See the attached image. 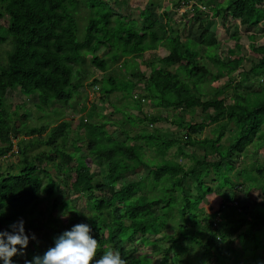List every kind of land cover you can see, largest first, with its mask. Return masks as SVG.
I'll use <instances>...</instances> for the list:
<instances>
[{"label": "trees", "instance_id": "16d2710c", "mask_svg": "<svg viewBox=\"0 0 264 264\" xmlns=\"http://www.w3.org/2000/svg\"><path fill=\"white\" fill-rule=\"evenodd\" d=\"M208 1L178 0L174 4L176 8L189 7L182 27L197 23L201 31L182 41L180 30L175 31L168 25L173 24L168 11H160L158 16L154 2L138 13L141 21L138 22L126 21L125 17V21H119L120 15L106 0H0V19L6 17V25L0 27V45H9L4 59H0V143L4 145L0 148V157L13 150L12 140H18L23 132L32 138L24 143L25 149L18 146L16 150L20 155L16 171L0 173V231L11 232V224L41 214L40 207L45 202H51L52 211L59 212L57 216L48 213L44 222L36 220L32 227L46 226L52 235L43 237L41 243L30 242L23 249L22 257L19 254L12 257V264H25L34 256H43L54 247L56 237L79 223L92 228L91 235L98 241L96 259L111 248L119 250L128 264H143L141 258L145 255L130 256L140 246L154 245L153 241L144 245V241L147 236L159 233L154 227L162 218H167L177 192L182 197L178 230L196 227L195 231L188 229L190 233L178 238L184 244L183 251H194L191 247L195 245L197 255L207 258L205 264L212 261L213 249L222 257L223 264H257L264 257V166L254 168L255 177L250 171L241 174L243 184L238 186L244 196L248 198L250 192L256 191L260 197L253 200L251 209L246 203L240 204L232 191L231 195L220 192L223 188L235 190L228 175L235 169L234 157L243 155L253 144L264 149V144L260 145L264 140V36L256 44V36L247 35L248 50L256 59L247 70L243 68L246 58L239 42L241 28L257 29L263 22L264 0ZM81 5L88 9V17L84 35L79 39L77 14ZM116 15L119 18L113 19ZM214 18L219 19L225 31L233 28L232 44L225 58L217 54L216 33L206 24ZM136 22L137 29L129 26ZM235 22L238 24L232 27ZM159 47L165 48L166 55H153L149 58L151 62H144V54L155 52ZM202 47L204 51L200 50ZM211 47L215 51L209 55L207 49ZM102 48L107 52L99 57L97 53ZM138 60L147 66L148 74L138 69ZM87 61L102 74L118 63H121L119 70L132 61L136 64L129 72L131 79L122 76L123 88L118 87V79L109 75L92 79L90 84L109 85L105 90L99 87L103 104L112 94L123 93L125 88L129 90L124 96L137 103L131 108L136 113L122 115L131 128L139 126V131L118 127L116 132L123 139L115 138L114 132L106 129L113 123H90L89 119L80 118L78 129L73 130L75 138L69 151L67 141L72 129L67 121L50 129L46 138L40 135L47 125L39 129L18 128L12 123L4 104L8 91L18 90L29 98H36L39 111L54 103L71 109V99L82 95L78 92L82 83L77 78ZM207 62L213 64L215 72ZM238 70L239 81L234 82V73ZM222 78L226 82L219 87L217 82ZM206 84L211 87L207 89ZM136 88L140 91H135ZM145 100L165 111V115L145 113L142 110ZM111 107L113 112H122L112 103ZM91 108L95 112L96 105ZM196 109L201 121H185L184 115H193ZM96 116L104 118L103 114L96 113ZM159 123L175 126L176 132L157 128ZM212 125L211 137H202L204 130ZM225 133L230 137L222 151L220 143ZM34 143L47 146V151L28 155V148ZM184 148L200 149L202 154L188 155ZM171 149L175 152L168 158ZM148 154L159 159L156 165H151L154 161L146 158ZM180 158H187L191 164H181ZM44 160L55 170V176L47 171V166H41ZM91 163L100 167L99 173L91 172ZM142 167L148 168L146 176L122 182L124 176ZM211 171L215 187L204 182ZM58 173L65 179L61 180ZM42 176L46 177L45 181ZM60 185L67 196L74 193L77 201H83L87 215L75 209L72 200L60 198ZM211 194L220 196L222 202L217 212L204 216L198 210L199 205ZM233 233L237 235L239 248H230L232 256L228 258L223 244ZM139 238H142L140 243L134 245ZM168 238L175 248L176 236ZM255 238V244H246V240L254 242ZM126 244H132L133 249H126ZM171 246L163 250L160 264H169L174 258L169 253ZM181 262L179 259L176 264Z\"/></svg>", "mask_w": 264, "mask_h": 264}, {"label": "rangeland", "instance_id": "374dc122", "mask_svg": "<svg viewBox=\"0 0 264 264\" xmlns=\"http://www.w3.org/2000/svg\"><path fill=\"white\" fill-rule=\"evenodd\" d=\"M111 9L115 11L116 14L120 15V18L116 15L114 16L113 19L119 18V21H125L123 17H125L126 21L129 20H137L138 22H141L138 18V13L144 9L145 7H147L149 2H154L155 4L157 3V7L154 8V11L157 12V15H160V11H168L169 16L172 17V22L176 23H180V26L182 27V24L184 25V20H186V17L184 18V16L186 15V11L188 10L189 7H185V5H181V7L178 8V12L176 11V7H174V4L178 1V0H106ZM206 3L208 0H204ZM226 0H224L225 2ZM209 2V1H208ZM191 3V1L189 2V4ZM175 11V12H174ZM208 15H210V13L208 11H206ZM173 14L175 15L173 17ZM87 17H88V9H86L83 5L80 6V9L78 11L77 14V18H78V23H79V39H82L84 32H85V25L87 23ZM191 17V16H190ZM184 18V19H183ZM208 20V19H207ZM164 21V20H163ZM182 22V23H181ZM195 21H193L194 24ZM206 24L208 25V28L213 29V31H215L216 33V37L217 40L219 42V48L217 50V54L220 56V58H225L226 54H227V50L229 47H231V38L230 35L233 33V28H229V31H225L224 29H222V27L219 24V19L214 18V19H209V21L206 22ZM238 22H235V24H232V27L234 25H237ZM3 25H6V17H3L0 19V27H2ZM137 25H139L137 22L132 24L130 23L129 26H132L137 29ZM169 27L171 26L175 31L176 30H180L181 27L180 26H174L173 24L171 25L170 23L168 24ZM128 25L125 26V29ZM174 26V27H173ZM186 26V25H185ZM185 26L182 27L181 30V36H182V40L185 39L186 37H190L192 35H199V28L197 27V23L195 25H191V27H186ZM1 33V32H0ZM241 36H240V43L242 45V49H241V53L245 56L246 60L245 62H243V68L245 70L250 68L251 63H254L256 61L255 59V55L253 53H251L248 50V46L250 44V42L247 40V35L250 34H254L256 36V44H260L262 41V38L264 36V20L263 22L260 24V26L255 29V28H241L240 30ZM9 50V45L6 44H2L0 45V59H4L7 51ZM200 50L204 51V48H200ZM208 50L209 55H212L215 51L214 47H211ZM201 51V53H202ZM107 51L105 49H100L97 53V55L99 57H102ZM153 55L156 56H164L166 55V53L164 51H160L159 55H157L155 52H147L144 54V62H151L152 60H149V58H151ZM201 55V54H200ZM141 60H138L136 63L138 64V69L144 73H149V70L147 68V66H145L144 64H140ZM204 62V61H203ZM134 65H133V64ZM132 63H130L129 65L123 67L122 66V70H119V66L121 63L115 64L113 65V68L108 71V73L106 74H102L100 73V71L96 70L90 63L89 61H87L85 63V65L80 69V75L77 78V81L81 82L82 84L78 87V92L81 93V96H74V98H72L71 100V109L67 106V105H61V104H57L54 103L52 105H50L49 107H47L45 110L39 111L36 108V104L37 99L32 97L29 98L28 96H25L23 94L20 93V91L18 90H11L8 91L6 94V98H5V108L7 110V113L10 115L12 123L18 127V128H25V127H29V128H40L43 125H47V129L40 135L41 138H46V134H48L49 130L56 127L59 123L63 122V121H67L70 123V128L72 130H69V138L67 141V147L69 151H72V148H70L69 146L71 145L72 140L75 138V131L76 129H78V122L80 118H87L89 119L90 123L93 122H98V124H100L102 121H106V122H111L113 123V126L110 124L106 127V129L109 132H114L113 135L115 138H121L123 139V137L121 136L120 133L116 132V129L118 127L122 128L123 130H134L139 131L141 128H139V126L136 127H132L130 126V124L128 122H126L125 118L123 117L122 113H124V115H126L128 112V114L126 116H129L130 114H135L136 111L132 110L131 108L133 106V104H137L134 103L132 101L131 98H126L124 96V92L126 91L127 93H129V90H125L122 92H118V93H114L112 94L107 103L103 104L101 103L100 100V93H99V87H101L102 90H105L109 87V85L105 82H103L101 84V86H99V84L97 85H91L90 83L92 82V79H102L103 77H107V75L114 77L116 79H118L119 83H118V87L119 88H123L124 82H123V77H125L126 79H131L129 77V72L136 67V64L132 61ZM208 67L212 70V72H215L216 69L213 67V64H210L209 62H207ZM240 72V70L236 71L234 73V82H238L239 81V77H237V73ZM128 73V74H127ZM123 76V77H122ZM226 82V78H222L221 80H219L217 82V86L222 87ZM205 87L207 89H209L210 86H208L207 84L205 85ZM135 91H140L139 88H136ZM111 103L115 106V108H117L119 111L122 110V112H113V108L111 107ZM92 105H96V110L95 112L90 111V109H92ZM81 107L84 108L81 111ZM130 107V108H128ZM137 108V107H136ZM133 109V108H132ZM75 110V112H74ZM142 110L145 113H149V114H158L160 113L161 116L165 115V111L163 112L162 109H159L158 107H155L154 105H151L150 102H148L147 100H145V102L143 103V107ZM90 111V112H89ZM89 112V113H88ZM96 113L98 114H103L104 118L103 120L100 119L99 117L96 116ZM175 113V112H174ZM177 116L179 115V113H175ZM172 115V114H170ZM131 116V115H130ZM201 114L199 112V109H196V111L194 112V114H185L184 115V120L185 121H196V122H200L201 121ZM94 118V121H93ZM209 126L207 127L203 134L202 137H211V130H213V127ZM156 127H160L161 130L163 131H170V132H176V127L171 125V124H157ZM149 130H152L153 128H149ZM75 130V131H73ZM83 134V133H82ZM38 136V135H37ZM36 136V137H37ZM35 137V138H36ZM230 137V134L225 133L224 138L221 141V148L222 151H224L226 149V146L228 145V138ZM32 140L31 136H27L24 134V132L22 134H20L18 136V140L13 139L12 143L14 144L13 146V150L9 153L6 154L5 157H0V173H5L6 171H16V167L18 165V161L20 159V155L16 154V150L19 146V148L21 149H25V144L27 143V141ZM25 143V144H24ZM81 143V142H80ZM256 144V143H255ZM264 144V140L260 143V145ZM4 145L0 143V148H2ZM41 151H47V146L45 145H38L36 143L33 144L32 147L28 148V155H35ZM175 152V149H171L168 152V158H170L171 155H173ZM184 152L186 154H191L194 153L195 156H201L202 151L199 149H190V148H184ZM151 153V152H149ZM84 155H87V153L83 152ZM149 161L153 160L154 162L151 163V165H156L155 162H158L159 159H157L156 157H154L152 154H148L146 157ZM209 160H213V158H210ZM181 164H184L185 166H189L191 163L187 158H180L178 160ZM234 168L230 173H228L229 178H230V183H233L235 186V190H229L228 188H223L222 190H220V192H224L227 195H231V193H229L230 191H232V193L235 194V199H237V201L240 204H244L247 205V207L249 209H251L253 207V200H255L256 198L260 199L259 196H257V192L256 191H252L249 193L248 198L244 196L243 191H241V186H238L240 184H243V180L241 177V174H243V172H248L250 171L251 175H253V177H255V173L253 172L254 168L258 167V166H264V149H260L257 148V146L251 145L249 146L246 151L243 153V155L241 156H236L234 157ZM48 164L50 165V163H47L45 160L42 162V167L47 166V171L52 175L55 176L56 172L55 170L51 167L48 166ZM90 169L91 172H95V173H99V166L96 163H91L90 165ZM226 170V168H225ZM241 170V171H240ZM148 172V168L146 167H142L139 170L136 171V173H130L126 176L123 177L122 182H133V181H137L140 178H142L143 176H146ZM229 172V171H228ZM242 172V173H241ZM237 173L239 175H237ZM212 171L211 173L208 175V178L204 179L205 184L207 185H211L213 187L216 186L215 184V180H214V176H212ZM59 177L61 178V180L65 179L64 176L62 174H59ZM43 180L45 181L46 177L42 176ZM192 179H189V182H191ZM220 181L222 182V179H220ZM162 184H164V180H162ZM188 182V183H189ZM193 183V182H192ZM224 183V182H223ZM194 184V183H193ZM192 184V185H193ZM193 187V186H192ZM161 189V187H160ZM193 190V189H192ZM59 196L61 199H70L72 200V203L75 206V209L83 212L84 214H88L86 209H85V204L83 203V201H77L78 196L74 193L69 194L68 196L66 195L65 190L63 189V187L60 185V192H59ZM247 200V201H246ZM181 201H182V197L180 196V194L177 192L174 196L173 202L170 205L169 208V214L166 217L162 218L157 226L154 227V229H159V233L156 236H153V234L149 237L147 236L145 241H144V245L147 244L148 241H153L152 246L150 247H139L136 251H134L130 257L132 258H139L142 255H145L144 258H141V262L143 264H160L161 260H162V252L164 249H166L165 251H167L168 247L171 246V243L169 241L170 236H176V244H175V248L173 246H171V250L169 249V253L171 256H173L174 258L170 259L169 264H176V261H179V259L182 261V264H205L207 258L203 257L201 258V254L197 255V247L195 245L192 244V247L194 249V251H183L184 248L182 247L184 244H182V241L179 240L178 238L181 235H185L187 233H190V230L188 229H192L193 231H195L194 229L196 228H184L183 230H178V226H177V221H178V208L179 206H181ZM222 202V198L216 194H211L209 195L204 202H202V204L199 205V212L201 214H203L204 216H208L211 215L215 212L218 211L219 206ZM41 210V214H35L33 217L31 218H27L24 221V227H25V232L26 235L29 236V244L30 242H40L41 243V239L43 237H49L52 235V231L46 227V226H41L40 224H38L36 227H32L33 224H35L37 221L36 220H41L42 222H44L45 220H47L48 218V213H52L53 215L57 216L59 214V212L56 211H52V205L51 202H45L42 207H40ZM200 216V215H198ZM62 217H60L61 219ZM174 220L176 222H174ZM32 223V224H31ZM177 228V229H176ZM161 232V233H160ZM33 234L35 235V239H32ZM236 233L231 234L228 238L227 241L225 242V244H223V246H225L224 249L225 250V256L226 257H231L232 253L230 248H239V240L236 237ZM262 235H260L261 237ZM149 237V238H148ZM263 237V236H262ZM142 240V238H139V240L136 243H133L134 245L137 246V243H140V241ZM256 242V238L253 242V240H246V244L248 245L249 243L252 245L253 243L255 244ZM28 244V245H29ZM185 245L187 246L188 243L187 241L185 242ZM131 246V247H130ZM126 249H133L132 244H126L125 245ZM241 248H243V243L241 245ZM24 253V250H22ZM165 253V252H164ZM213 259L212 261H209L208 264H223L222 262V257L217 254L215 252V250L213 249ZM248 254V253H247ZM22 257V255H19ZM249 256V254H248ZM185 258V259H184ZM150 260L152 261V263L150 262ZM259 263L257 262V264H264V257L261 258L260 260H258ZM229 263V261H228Z\"/></svg>", "mask_w": 264, "mask_h": 264}, {"label": "clouds", "instance_id": "9594fccd", "mask_svg": "<svg viewBox=\"0 0 264 264\" xmlns=\"http://www.w3.org/2000/svg\"><path fill=\"white\" fill-rule=\"evenodd\" d=\"M9 227L11 232L0 231V260L3 264H12V257L23 255L22 250L29 244L22 219ZM91 232L90 225L76 224L56 237L54 247H50L43 256H34L31 261L26 260L25 264H128L119 250L111 248L96 259L98 241ZM35 238L33 234L32 239Z\"/></svg>", "mask_w": 264, "mask_h": 264}, {"label": "crops", "instance_id": "0c3cea01", "mask_svg": "<svg viewBox=\"0 0 264 264\" xmlns=\"http://www.w3.org/2000/svg\"><path fill=\"white\" fill-rule=\"evenodd\" d=\"M176 9V11L178 12L179 10H178V8H175ZM175 12V11H174ZM175 15L173 14V17H174ZM177 24L176 25H178V26H180V23H178V22H176ZM182 23V22H181ZM175 23L173 22V25H174ZM181 27V26H180ZM181 30H182V27H181V29H180V32H181ZM182 41H185L184 39L182 40ZM160 51H164L165 53H166V50H165V48H161V47H159L156 51H155V53L157 54V55H159V53H160ZM209 196V195H208ZM207 196V197H208ZM206 197V198H207ZM205 201V200H204Z\"/></svg>", "mask_w": 264, "mask_h": 264}, {"label": "built area", "instance_id": "2783aa9c", "mask_svg": "<svg viewBox=\"0 0 264 264\" xmlns=\"http://www.w3.org/2000/svg\"><path fill=\"white\" fill-rule=\"evenodd\" d=\"M235 205H236V203H235Z\"/></svg>", "mask_w": 264, "mask_h": 264}]
</instances>
